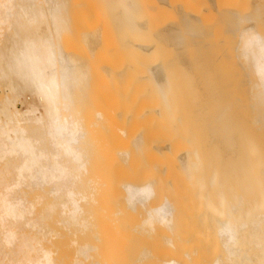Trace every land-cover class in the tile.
<instances>
[{
	"label": "bare ground",
	"instance_id": "1",
	"mask_svg": "<svg viewBox=\"0 0 264 264\" xmlns=\"http://www.w3.org/2000/svg\"><path fill=\"white\" fill-rule=\"evenodd\" d=\"M254 1L264 16V0ZM169 2L0 0V264H264V169L238 173L255 153L230 123L206 129L215 113L199 122L201 159L211 143L222 146L207 177L195 176L188 149L180 155L178 181L193 194L166 193L136 174L143 138L125 139L123 104L145 94L158 100L157 112L173 109L169 66L192 58L182 48L169 59L157 50L201 24L190 12L181 19V4L173 23L151 22L149 12ZM233 15L238 69L229 83L221 79L240 86L238 112L264 143V18Z\"/></svg>",
	"mask_w": 264,
	"mask_h": 264
},
{
	"label": "rangeland",
	"instance_id": "2",
	"mask_svg": "<svg viewBox=\"0 0 264 264\" xmlns=\"http://www.w3.org/2000/svg\"><path fill=\"white\" fill-rule=\"evenodd\" d=\"M149 1L153 3V0H145L146 4H150ZM167 2L169 1L167 0ZM255 2L257 4V1L254 0H170L168 5L165 3L167 9L165 6L164 8L166 10L154 11L151 15L149 12V20L156 25L164 22L168 23V21L171 23V20H173V23L178 16L181 19H186L187 17L191 19L192 14L194 17L198 15L199 18H195V23L201 24L197 26L194 24L190 29H185L186 31L184 32H187L188 35H186L187 33L185 34L181 44L179 42L178 45L174 41L164 42L157 50L158 54L156 56H163L169 59L175 57L182 48L181 51H185L187 53L185 55L192 58L191 60L193 61L191 62L189 59V63L184 62L181 65L169 66L167 74L169 75V87L172 90L171 102L174 104L173 109L157 112L154 107L159 105L158 100L152 95L145 94L133 97L131 102L123 104L125 107L124 115H128L127 120H124L125 139L139 131L143 138L141 154L143 155L144 164L141 162L137 163L135 171L137 175L143 178L144 182L158 181L157 185L161 184L162 187L166 188L164 189L166 193H177L176 188L180 187L182 188L181 194L194 193L193 189H191V184L178 181L180 178L185 177V167L180 163V155L187 149L190 151L191 161H197L198 163V172L195 176L203 175L207 177L212 170L220 166L222 146L217 142L211 143L207 159H201V128L210 121L212 113L215 114L210 121L211 127L207 124L205 126L206 129L230 130L231 128H228L230 123L233 126V130L237 132V138L241 144L247 147L249 151L254 148L253 153L255 155L246 161L248 166L245 168L241 167L238 173L244 176L248 172V175L255 176L264 169V143H261L259 138L257 124L249 116L244 114L241 116V113L238 112V109L242 107L239 101L244 99V97L236 92L234 93V91L240 86L228 84L232 78V73L235 69H238V64L233 60L232 52L236 38L234 39V35L228 31L230 29L228 25L234 17L233 12L241 16V18H251L254 22L257 19V24L260 23L259 19L264 18V16L258 14V10L263 8L256 5ZM178 4L182 5L183 11L181 10L182 13L180 15L178 13L177 16L175 5ZM223 12L225 13L223 14ZM255 12L257 13L256 16L254 15L256 14ZM182 14L184 15L181 16ZM225 14L232 18L230 19L228 15L224 17ZM185 15L187 17H184ZM197 20L200 21L198 22ZM260 25H258L259 29L264 31L262 28L264 24L260 23ZM199 28L200 30L197 31ZM195 53H199V55ZM194 57L195 60L193 59ZM222 73L227 77H224L226 78L224 80H228L226 84L230 88L226 86L225 81L222 83ZM221 85H224L223 88L227 89V92H224ZM204 99H208V101L203 104L202 112H198L197 109L200 108L199 105H202ZM207 105H209L210 109H208ZM19 108H22L21 104H19ZM204 111L206 112L204 113ZM161 144L164 148L159 149L158 147ZM244 183L250 188L258 186L257 182L247 183L245 181ZM172 187L175 189L170 191L169 188ZM183 208L184 206L181 207L182 212H184ZM190 209L200 211V208L197 210L194 206ZM184 214L183 216L181 215V218L197 219L200 216L197 213L194 215ZM192 224L194 223L192 222ZM158 230L161 231L160 229Z\"/></svg>",
	"mask_w": 264,
	"mask_h": 264
}]
</instances>
